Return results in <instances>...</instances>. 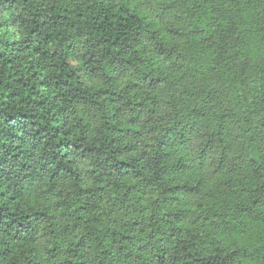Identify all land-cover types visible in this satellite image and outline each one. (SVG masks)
Instances as JSON below:
<instances>
[{
    "label": "trees",
    "instance_id": "trees-1",
    "mask_svg": "<svg viewBox=\"0 0 264 264\" xmlns=\"http://www.w3.org/2000/svg\"><path fill=\"white\" fill-rule=\"evenodd\" d=\"M0 264H264V0H0Z\"/></svg>",
    "mask_w": 264,
    "mask_h": 264
},
{
    "label": "rangeland",
    "instance_id": "rangeland-1",
    "mask_svg": "<svg viewBox=\"0 0 264 264\" xmlns=\"http://www.w3.org/2000/svg\"><path fill=\"white\" fill-rule=\"evenodd\" d=\"M72 62L74 63L75 66H77V62L72 60ZM257 78H252L253 81H255ZM86 84H90V82H88L87 80H84ZM82 167L86 168L87 165L85 163L81 164Z\"/></svg>",
    "mask_w": 264,
    "mask_h": 264
}]
</instances>
